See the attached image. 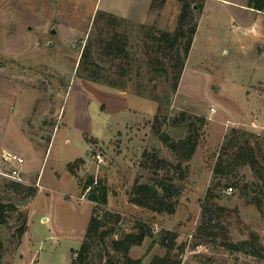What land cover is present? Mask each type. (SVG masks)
I'll return each instance as SVG.
<instances>
[{
  "label": "rangeland",
  "instance_id": "rangeland-1",
  "mask_svg": "<svg viewBox=\"0 0 264 264\" xmlns=\"http://www.w3.org/2000/svg\"><path fill=\"white\" fill-rule=\"evenodd\" d=\"M250 1L204 0L180 81L160 110L161 102L137 92L136 83H157L161 95L164 76L149 72L144 61L138 75V60L128 67L127 59L107 52L106 40L128 33L132 56L146 58V28L174 29L178 1L151 8V0H0V201L8 205L0 220V264H75L72 251L81 247L96 204L98 214L120 217L107 214L105 227L112 230L91 239L86 258L95 264L108 257L120 262L112 238L139 221L156 237L166 228L178 232L177 241L185 243L181 264H264L249 242L256 232L264 246L263 180L248 163L215 170L217 161L232 157V148L223 153L222 146L233 127L231 144L241 131L251 132L264 164V9ZM98 9L120 18L96 21ZM86 43L100 80L78 68ZM119 63L128 68L122 75ZM118 80L125 86L111 83ZM181 111L206 120L198 119L199 144L183 162L175 211L132 202L136 179L153 183V173L163 171L153 153L178 161L162 134L186 135L184 121L172 122ZM7 151L25 160H6ZM19 166V175L12 174ZM88 177L106 186V203L84 191ZM152 238L130 249L141 264H154L153 255L166 251L159 242L149 248Z\"/></svg>",
  "mask_w": 264,
  "mask_h": 264
},
{
  "label": "trees",
  "instance_id": "trees-1",
  "mask_svg": "<svg viewBox=\"0 0 264 264\" xmlns=\"http://www.w3.org/2000/svg\"><path fill=\"white\" fill-rule=\"evenodd\" d=\"M168 0H151L150 7H161ZM180 3V10L177 16V21L174 29L162 28L157 24H152L147 30V38L145 39L143 53L146 54V58L132 56V50L128 45V33L113 32L106 40L107 52L116 57H122L126 60L128 67H130L131 59H137V74H143V63L146 62L149 72H155L164 76L165 93L158 95L155 92L157 83H154L152 87H149L148 83L138 81L136 83L137 92L153 97L161 102L159 109H164L170 103V93L176 90L180 77L185 65L186 58L192 48L194 35L198 27L197 12H200L204 7V0H176ZM196 4V6H194ZM249 5L257 8L264 9V0H251ZM105 16L112 19L113 22L117 21L120 17L110 11L98 9L95 20L102 19ZM112 22V23H113ZM111 28V25L108 24ZM142 26H146L144 23H140ZM90 48L87 43L85 44L78 68L83 71H87V75H83L92 80H100L102 74L98 66L92 65L93 61L90 59ZM117 73L122 75L127 72L128 68L123 67L119 63L117 65ZM117 67V68H118ZM131 68V67H130ZM81 73V72H79ZM111 83L116 84L119 87H124V82L117 81ZM166 114V113H165ZM159 115H156L158 119ZM198 119L205 121L206 118L201 115H191L186 111H181L179 115L172 117L174 124L184 121L186 127V135L177 139L173 138L169 133H163V141L171 147V149L178 156L177 162H172L166 157L159 156L157 153H153L154 160L156 161V167L163 169L160 173L155 171L153 173L154 182L140 181L136 179L132 189L130 190V200L134 203L147 206L157 211L174 212L176 209L177 197L181 192V181L186 176V167L183 162L190 159L194 154L199 144V126ZM238 130L237 127H233L227 134L226 140L223 142V153L226 149L232 148V157L224 163L219 160L216 162L215 170L222 171L224 169L233 170L240 164L248 163L255 170L259 178L264 182V164L260 161L256 155L254 145L250 141L251 132L241 131V137L236 135V143L231 144V139L234 136V131ZM223 155V154H222ZM221 155V156H222ZM222 158V157H221ZM79 160L85 161L80 157ZM70 165V164H69ZM72 171L73 165H70ZM96 183V184H94ZM84 191H87L89 198L95 202L108 201V193L105 185L95 182L94 177H88L84 181ZM212 187L208 188L207 193L212 194ZM260 205V204H259ZM97 204L94 208L92 217L87 226L85 238L78 249H73V262L75 264H95L86 258V252L89 249L91 239L99 238L104 239L106 234L112 229L105 227L107 220V214L114 215L117 219L119 214L111 213V211H105L103 214H98ZM8 205L0 201V220L5 221L4 213ZM224 207H222L223 209ZM225 209V208H224ZM24 227L20 228L21 233ZM147 236H152L150 243L154 244L159 242L166 248L165 253H155L152 257V263L154 264H181L182 253L185 249V243L178 242V232L169 228L163 229L158 237L154 235V230L150 226H145L141 221L135 224L134 229L124 232L118 237H113L111 245L117 251L122 252V260L116 262L112 257L106 259V264H141L142 257H134L130 255V249L134 244L142 243ZM249 242L253 245V252L256 255L264 257V246L259 242L258 234L256 232L251 233V239ZM228 246L237 247V243L227 242ZM177 248L176 251H173Z\"/></svg>",
  "mask_w": 264,
  "mask_h": 264
},
{
  "label": "built area",
  "instance_id": "built-area-1",
  "mask_svg": "<svg viewBox=\"0 0 264 264\" xmlns=\"http://www.w3.org/2000/svg\"><path fill=\"white\" fill-rule=\"evenodd\" d=\"M98 157L99 158L101 157L100 153H98ZM4 158L6 160L14 162L15 164L21 163V162H23L25 160V157L21 153L16 152V151H14V152H11V151L4 152ZM19 173H20V166L12 168V174L19 175ZM229 187L232 188L233 185H229Z\"/></svg>",
  "mask_w": 264,
  "mask_h": 264
},
{
  "label": "crops",
  "instance_id": "crops-1",
  "mask_svg": "<svg viewBox=\"0 0 264 264\" xmlns=\"http://www.w3.org/2000/svg\"><path fill=\"white\" fill-rule=\"evenodd\" d=\"M126 16H130V17H132L133 18V16H131V15H126ZM117 94H119V95H121L122 97H124V99L125 98H127V94L125 93V91H119V92H117ZM125 125H126V123H125ZM118 130H121V128H119Z\"/></svg>",
  "mask_w": 264,
  "mask_h": 264
},
{
  "label": "water",
  "instance_id": "water-1",
  "mask_svg": "<svg viewBox=\"0 0 264 264\" xmlns=\"http://www.w3.org/2000/svg\"><path fill=\"white\" fill-rule=\"evenodd\" d=\"M194 6H196V4Z\"/></svg>",
  "mask_w": 264,
  "mask_h": 264
}]
</instances>
